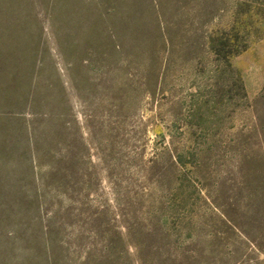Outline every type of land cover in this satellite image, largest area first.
<instances>
[{
	"label": "rangeland",
	"instance_id": "obj_1",
	"mask_svg": "<svg viewBox=\"0 0 264 264\" xmlns=\"http://www.w3.org/2000/svg\"><path fill=\"white\" fill-rule=\"evenodd\" d=\"M55 1L0 0V264H264V15L241 89L205 44L238 0Z\"/></svg>",
	"mask_w": 264,
	"mask_h": 264
},
{
	"label": "trees",
	"instance_id": "obj_2",
	"mask_svg": "<svg viewBox=\"0 0 264 264\" xmlns=\"http://www.w3.org/2000/svg\"><path fill=\"white\" fill-rule=\"evenodd\" d=\"M258 1L260 0H238L235 4V8H236L235 24L230 26L228 29L220 30V31H217L211 34H208L207 32V35L205 36L206 47L208 51L213 55V61L216 62L219 67V71H220L219 75L223 77V80L225 83L238 82L239 84H241V89H243V87H242L240 76L238 74L237 75L234 74L233 72L234 70L232 69L230 59L233 56L239 55L240 53H242L248 48V44H249L248 36L250 35V32H247V28L244 25H243V28H241L240 26H237V24H239L240 22V19H242V16L247 15V14L249 15L250 13H252V8L254 9L257 8L258 14L264 15V11H262V8H259L260 6L255 5V3H257ZM57 3L60 4V1L56 0L54 3V6H56ZM59 4H58V9L60 10L63 6L62 5L59 6ZM85 26H86L87 32L93 33L96 31L97 32L96 36L98 37L105 36V38L108 40L109 45H111L112 49L115 52H119L117 50L119 46L114 43L115 35L111 31L107 30V32H104V31L102 32V31H98L94 27V25L85 24ZM27 45H30V44L28 43ZM58 52L60 56L62 57V59L64 60V56H63L64 54L63 52H61V50H59V48H58ZM34 61H35V58H33V62ZM36 63L37 62L33 64V68L37 66ZM94 64H95V58L93 54L91 53V51L81 50V52H78V54H75L74 60L69 62L67 66L68 79L70 81L71 87L76 92V95L78 96L80 100L83 99V96L81 97V94H80L81 91H83L82 90L83 84L89 83V73L91 71V68L94 66ZM28 84H29V87L34 86L31 79L28 81ZM62 89L64 92L63 86H62ZM200 111H201L200 107L197 106L196 109L194 108L193 113L199 114ZM58 120L60 119L58 118ZM32 157L33 159H36L35 151H32ZM192 157H194V154H192ZM175 160H176V163L179 165H184L185 163L193 165L192 160H188L187 162H185V161H182L181 158L178 156L175 158ZM89 165L92 166L93 165L92 162L89 161ZM89 182L90 181H88V183ZM42 185H44L43 182H42ZM83 197L86 200L89 199V196L87 194H84ZM81 204L85 205L87 203L82 201ZM45 228L46 229L49 228V225H46ZM128 231L130 233V238L132 239V238H135L137 234L143 235L144 233H148L151 230L146 229L144 227H139L138 229H136V234L133 233V228L132 230L128 229ZM150 263L151 264H167L168 261L154 259V260H151Z\"/></svg>",
	"mask_w": 264,
	"mask_h": 264
}]
</instances>
